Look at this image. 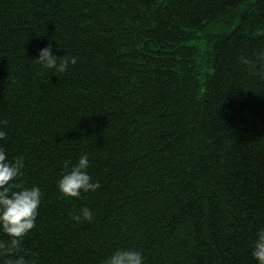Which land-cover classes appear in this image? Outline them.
Returning <instances> with one entry per match:
<instances>
[{
    "label": "trees",
    "instance_id": "obj_1",
    "mask_svg": "<svg viewBox=\"0 0 264 264\" xmlns=\"http://www.w3.org/2000/svg\"><path fill=\"white\" fill-rule=\"evenodd\" d=\"M261 27L264 0H0V146L42 192L26 258L257 264L264 77L240 57ZM46 45L77 62L54 75L33 60ZM83 153L100 187L63 197L62 162ZM81 206L91 222L70 218Z\"/></svg>",
    "mask_w": 264,
    "mask_h": 264
},
{
    "label": "clouds",
    "instance_id": "obj_2",
    "mask_svg": "<svg viewBox=\"0 0 264 264\" xmlns=\"http://www.w3.org/2000/svg\"><path fill=\"white\" fill-rule=\"evenodd\" d=\"M257 35H264V27L256 29ZM44 69L52 73H64L70 64L77 62V57L71 55L57 56L52 53L51 46L46 45L38 50L33 59ZM240 61L249 71L264 77V49L255 52V59L241 56ZM0 123H3L0 121ZM7 136L0 127V141ZM89 154H81L75 163L66 159L62 162V173L56 180L57 191L63 197H80L81 192L95 191L100 187L98 181H93L87 168ZM24 157L22 155L9 158L3 146H0V233L7 235V240H0V264H34L22 252V240L35 227L37 209L41 203V188L38 185L25 186ZM70 218L76 223L91 222L93 211L87 206H81L74 212H69ZM19 253L16 255H6ZM251 255L257 264H264V226L256 229L251 244ZM101 264H144V257L134 248H115L107 255Z\"/></svg>",
    "mask_w": 264,
    "mask_h": 264
}]
</instances>
